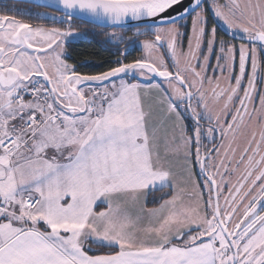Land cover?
Wrapping results in <instances>:
<instances>
[{
    "label": "snow or ice",
    "instance_id": "6c2138e0",
    "mask_svg": "<svg viewBox=\"0 0 264 264\" xmlns=\"http://www.w3.org/2000/svg\"><path fill=\"white\" fill-rule=\"evenodd\" d=\"M27 2L58 14H0V264H264V0Z\"/></svg>",
    "mask_w": 264,
    "mask_h": 264
},
{
    "label": "trees",
    "instance_id": "16d2710c",
    "mask_svg": "<svg viewBox=\"0 0 264 264\" xmlns=\"http://www.w3.org/2000/svg\"><path fill=\"white\" fill-rule=\"evenodd\" d=\"M8 6H14L12 7L11 11H8L7 13L4 12V9ZM25 9V8H32L34 11L39 12H49L53 14H58L56 10H53L51 8H39L35 9L33 8V5L28 2L23 1H17V0H0V14H9L13 15L16 14L17 9ZM18 18H25L28 17L21 16ZM31 22L33 23H44L43 20H37L33 19ZM77 24L80 25V27H89L91 28V25H85L81 23L79 20L76 21ZM95 33H98V35H95L94 37L90 36L88 40H81L74 44L71 51L72 59L69 60V63H77V64H85L86 67L82 68L81 71H87V72H95L99 69H96L94 67H91V65H95L100 63L104 59L109 58V53L103 51V48L101 44L97 43V41L101 40L104 34V30H101L100 28H96L94 30ZM136 53H133L135 55Z\"/></svg>",
    "mask_w": 264,
    "mask_h": 264
},
{
    "label": "rangeland",
    "instance_id": "374dc122",
    "mask_svg": "<svg viewBox=\"0 0 264 264\" xmlns=\"http://www.w3.org/2000/svg\"><path fill=\"white\" fill-rule=\"evenodd\" d=\"M189 21H190V18H189ZM190 23H191V21H190ZM185 44H186V40H185ZM239 44V43H238ZM216 61H215V56L213 57V64L215 63ZM236 70L238 71V53H237V58H236ZM209 74H211V69H209ZM247 81H246V78H245V83H246ZM256 104L258 105L259 104V97L257 96L256 97Z\"/></svg>",
    "mask_w": 264,
    "mask_h": 264
},
{
    "label": "water",
    "instance_id": "95a60500",
    "mask_svg": "<svg viewBox=\"0 0 264 264\" xmlns=\"http://www.w3.org/2000/svg\"><path fill=\"white\" fill-rule=\"evenodd\" d=\"M17 1H23V2H27V0H17ZM49 3H55V0H48ZM48 8H51L53 10H56L55 7H48ZM237 41H240L239 39H237ZM241 42V41H240Z\"/></svg>",
    "mask_w": 264,
    "mask_h": 264
},
{
    "label": "flooded vegetation",
    "instance_id": "af4514ba",
    "mask_svg": "<svg viewBox=\"0 0 264 264\" xmlns=\"http://www.w3.org/2000/svg\"><path fill=\"white\" fill-rule=\"evenodd\" d=\"M188 26L190 27V21H188ZM222 28V26H220ZM236 43H240V41H236ZM214 57V56H213ZM213 57H212V62H213ZM237 69V68H236Z\"/></svg>",
    "mask_w": 264,
    "mask_h": 264
}]
</instances>
